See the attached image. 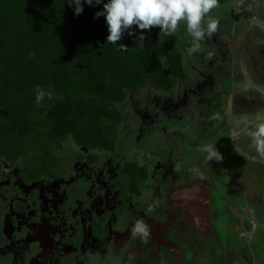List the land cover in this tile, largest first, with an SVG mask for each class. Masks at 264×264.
<instances>
[{
	"label": "flooded vegetation",
	"instance_id": "af4514ba",
	"mask_svg": "<svg viewBox=\"0 0 264 264\" xmlns=\"http://www.w3.org/2000/svg\"><path fill=\"white\" fill-rule=\"evenodd\" d=\"M219 5L216 33L191 56L185 23L171 36L148 31L151 51L179 54L187 75L129 96L120 107L124 145L102 153L67 147L36 161L0 153V264H203L206 253L214 259L222 250L239 264L220 231L264 228L255 210V203L264 208V159L240 139L250 145L243 159L261 165L251 174L263 173V195H247V212L244 206L232 226L215 194L227 176L238 178L240 157L218 173L201 148L235 140L264 117V0ZM247 182V189L255 183ZM138 223L147 236L134 232Z\"/></svg>",
	"mask_w": 264,
	"mask_h": 264
},
{
	"label": "trees",
	"instance_id": "16d2710c",
	"mask_svg": "<svg viewBox=\"0 0 264 264\" xmlns=\"http://www.w3.org/2000/svg\"><path fill=\"white\" fill-rule=\"evenodd\" d=\"M70 3L0 0L4 158L36 161L53 158L67 147H92L101 153L117 149L124 142L120 107L129 96L146 87L173 85L187 75L179 54L151 51L147 30L143 39L140 31L125 34L118 42L126 45L123 51L107 44L105 18H94L103 4H84L76 16ZM215 11L221 12L216 7L209 13L212 18ZM37 87L51 93V99L46 96L37 104Z\"/></svg>",
	"mask_w": 264,
	"mask_h": 264
},
{
	"label": "clouds",
	"instance_id": "9594fccd",
	"mask_svg": "<svg viewBox=\"0 0 264 264\" xmlns=\"http://www.w3.org/2000/svg\"><path fill=\"white\" fill-rule=\"evenodd\" d=\"M84 4L89 6L103 4V10L96 12L94 18H105L109 33L106 38L107 44L123 51H127L126 45H118V42L125 34L134 36L136 31H140V38L143 39L145 30L150 31L158 27L160 34L171 36L183 22L192 37V46L188 49V55L191 56L199 51L200 41L206 35L211 37L219 26V20L209 15L218 7V0H108L107 3L104 0H72L70 5L74 6L76 16L83 13ZM46 96L51 99V93H46L37 87V104L44 101ZM251 137L257 154L264 159V122L256 125ZM201 151L206 153L205 159L208 163L223 160L222 154L215 145H204ZM196 171L202 176L198 169ZM134 232L144 236L148 234L147 228L142 223L135 226Z\"/></svg>",
	"mask_w": 264,
	"mask_h": 264
},
{
	"label": "rangeland",
	"instance_id": "374dc122",
	"mask_svg": "<svg viewBox=\"0 0 264 264\" xmlns=\"http://www.w3.org/2000/svg\"><path fill=\"white\" fill-rule=\"evenodd\" d=\"M184 25V23L182 22ZM159 29V28H158ZM180 29V28H178ZM148 31V30H147ZM264 122V117H260L257 119V121L253 123H249V126H246L245 129L240 130L238 133H236L235 141L234 139L230 138H223L222 140H219L216 142V149L222 154L223 160L220 162L212 161L213 166L215 167L216 171L220 173L224 168H230V165L232 167V156L237 155L240 157L239 161L237 162V170H238V178H232L230 179L229 176H227L223 181L222 184L219 185L222 190H219L218 194L216 195V201H217V209L220 212V214H223L225 217H227L228 222L233 226L237 224H241V221L237 218V213L239 211H243V207L245 206V211L247 212L248 205H246V197L247 195H250L251 197H262V175L263 173L259 174L256 172L261 171V165L257 164L255 165V160H252L247 163V161L243 158H245L247 149L250 148V145L241 141L240 139L242 137H248L247 141H252L251 132L255 130V127L258 123ZM222 125H224L223 122H221ZM240 137V138H239ZM245 143V144H244ZM243 144L245 150L243 149ZM222 150V152H221ZM231 152L232 154L229 155L228 153ZM254 152H256L254 148ZM200 154H197L194 156L193 159L198 160ZM206 156V153L203 152V157ZM242 158V159H241ZM256 159H260L259 155H257ZM191 163V162H190ZM252 171L254 172L252 176ZM263 171V169H262ZM247 176H249L247 178ZM233 177V176H232ZM250 179H252L255 183H253V187L249 188L248 190L246 187V183ZM238 182V184H237ZM241 184V185H240ZM241 186V187H240ZM249 193V194H248ZM250 203V202H249ZM255 210L258 212V215L256 216L258 221L260 223L262 222L264 224V208H259V204L255 203ZM252 210V207H249V211ZM248 211V212H249ZM255 213V212H254ZM249 214V213H248ZM250 216V214H249ZM256 227V225H252ZM253 227H249L251 229ZM221 236L222 241L228 246H224L228 250L230 249L234 253H236L239 264H264V228L256 229L253 232L250 231V233L245 234H237L236 231L230 230L228 227H224L222 225L221 227ZM209 253H206L205 257L207 260L206 262H203V264H230L229 259L231 260V257L228 253H224L223 250L220 253L215 252V258L213 259L211 256L207 255ZM258 258V261H257ZM236 259V257H235ZM237 261V259H236ZM112 264L113 261H112Z\"/></svg>",
	"mask_w": 264,
	"mask_h": 264
}]
</instances>
